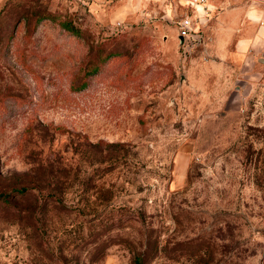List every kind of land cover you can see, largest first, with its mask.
I'll return each mask as SVG.
<instances>
[{"label": "rangeland", "instance_id": "obj_1", "mask_svg": "<svg viewBox=\"0 0 264 264\" xmlns=\"http://www.w3.org/2000/svg\"><path fill=\"white\" fill-rule=\"evenodd\" d=\"M235 5L0 0V264H264Z\"/></svg>", "mask_w": 264, "mask_h": 264}, {"label": "crops", "instance_id": "obj_2", "mask_svg": "<svg viewBox=\"0 0 264 264\" xmlns=\"http://www.w3.org/2000/svg\"><path fill=\"white\" fill-rule=\"evenodd\" d=\"M235 2L231 11L237 13L236 28L230 34L236 36L234 53L237 57L250 60L255 55L264 56V0L247 3ZM264 60V59H262Z\"/></svg>", "mask_w": 264, "mask_h": 264}, {"label": "trees", "instance_id": "obj_3", "mask_svg": "<svg viewBox=\"0 0 264 264\" xmlns=\"http://www.w3.org/2000/svg\"><path fill=\"white\" fill-rule=\"evenodd\" d=\"M62 25L66 28V29H68V30H70V31H74L75 30V27H73L71 24H69V23H66V22H64V23H62ZM75 32V31H74ZM105 63V62H104ZM100 69V65L99 66H97V67H95V72H93V71H88L89 73H88V75H91V74H93V73H96V72H98V70ZM87 85V83H85V85L84 86H86ZM143 263V254L141 255V254H136V256H135V264H142Z\"/></svg>", "mask_w": 264, "mask_h": 264}, {"label": "built area", "instance_id": "obj_4", "mask_svg": "<svg viewBox=\"0 0 264 264\" xmlns=\"http://www.w3.org/2000/svg\"><path fill=\"white\" fill-rule=\"evenodd\" d=\"M205 1H206V0H189V2H192V3H193V2H199V3L201 2V3H202V2H205Z\"/></svg>", "mask_w": 264, "mask_h": 264}, {"label": "water", "instance_id": "obj_5", "mask_svg": "<svg viewBox=\"0 0 264 264\" xmlns=\"http://www.w3.org/2000/svg\"><path fill=\"white\" fill-rule=\"evenodd\" d=\"M182 40H183V38H182Z\"/></svg>", "mask_w": 264, "mask_h": 264}]
</instances>
